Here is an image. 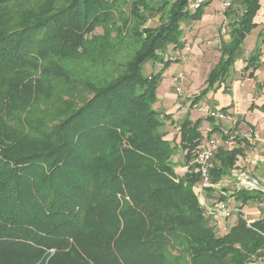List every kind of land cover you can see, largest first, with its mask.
I'll return each mask as SVG.
<instances>
[{
  "label": "trees",
  "instance_id": "obj_1",
  "mask_svg": "<svg viewBox=\"0 0 264 264\" xmlns=\"http://www.w3.org/2000/svg\"><path fill=\"white\" fill-rule=\"evenodd\" d=\"M188 3L0 0V264L264 261V219L240 215L219 235L195 191L199 178L176 173L177 153L188 165L202 139L201 120H185L179 142L167 140L172 117L155 109L162 74L143 75L169 46L184 49L177 33L208 5L192 13ZM242 5L192 105L226 81L256 28L259 0ZM237 139L216 153L214 184L238 167L247 146ZM236 201L264 203V193L243 190Z\"/></svg>",
  "mask_w": 264,
  "mask_h": 264
},
{
  "label": "crops",
  "instance_id": "obj_2",
  "mask_svg": "<svg viewBox=\"0 0 264 264\" xmlns=\"http://www.w3.org/2000/svg\"><path fill=\"white\" fill-rule=\"evenodd\" d=\"M224 1H229L233 5V8H231L225 16L221 13V0H214L203 9L200 20L195 21L191 26L189 25L190 28L193 29L188 34L185 33L183 41L191 40L192 42V40L195 39L196 46L192 49L194 53H198L202 56L203 50H201V48L205 46L203 47L201 44L204 42V39H206V36L216 38L215 42H219L220 50L222 42L230 43L231 33L229 32L225 37H220L218 41V28H220L221 25L222 27L227 25V22H230L231 25L236 22L243 15L245 7L242 5L243 0ZM259 3L260 10L254 19L256 28L246 36L241 49L236 53L235 63L231 68L229 77L226 81L220 83V85H217L215 89L210 91L207 96L202 98L199 104L206 105L210 103L212 108H222L232 113L238 120V125L233 128L232 134L243 140L242 147L247 146L244 151L246 157L240 158H245L248 162L259 160L264 163V112L261 111V107L264 105V0H259ZM235 13H237V16H235ZM187 44L190 45L189 43ZM187 44H185V46ZM183 51L184 53L189 52L186 48H184ZM243 52H246V54L244 55ZM257 52H259V59L256 65L247 70L249 65L248 61L255 56ZM221 56L222 53L220 51L217 64ZM183 66L186 67L187 65L183 64ZM162 77V83L157 90V103L155 104V108L158 106L163 108V114L172 117V119L167 122V127L170 125L174 128L177 122L187 117L193 122L201 120L200 131L203 139L207 131L219 133L220 127L226 126L219 124L220 121H215L216 124H210V122L214 120L206 117L204 113L193 109L192 101L183 103L182 99L172 92L174 87L171 80L175 77L174 75L170 76L169 73L166 72L162 74ZM206 88L207 84L202 88L201 92ZM201 92L198 89L194 91L195 94L199 93L198 96ZM186 97L191 98L188 94H186ZM191 112H193L192 115ZM172 121L173 124L171 123ZM179 129L177 135L173 138L176 142L180 140ZM250 132L257 133L259 139L254 140L245 138L244 134ZM181 153L183 154L181 164L179 165L177 161H175V163L177 165L176 173L183 177L186 174L187 164L184 159L186 153L182 151ZM235 205H238V203L235 202ZM263 219L264 218L260 220ZM216 225L218 227L217 221ZM217 227L216 229L218 230Z\"/></svg>",
  "mask_w": 264,
  "mask_h": 264
},
{
  "label": "rangeland",
  "instance_id": "obj_3",
  "mask_svg": "<svg viewBox=\"0 0 264 264\" xmlns=\"http://www.w3.org/2000/svg\"><path fill=\"white\" fill-rule=\"evenodd\" d=\"M232 8H233V5H232ZM235 16H237V13H235ZM194 22L195 21H191L189 18L185 19V21L183 22L182 29L179 30V32L176 35L179 40L184 39L185 33L188 34L189 32H191L193 28H190V26ZM156 24H157V20H153L149 22V25L151 27L156 26ZM230 25H231L230 22L229 23L227 22L226 26L229 27ZM221 27L222 25L220 26V28H218V32H217L218 41L220 37H225L224 35L221 34ZM205 38L206 39H204V42L201 44V46L203 47L205 46L204 48H201V50H203L202 56L198 53L197 54L194 53L192 50L193 47L196 46L195 39L192 40V42L191 40L185 41L184 44H187V43L190 44V50L189 52H186V53H184L183 49H175L174 45H171L168 47L165 53L162 54L164 60L159 61L157 63H148L143 68V75L147 76V75H150L151 73L164 74L168 72L170 76L172 75L177 76L180 74V72L183 73L185 76L184 85H183L184 87L183 94L182 95L177 94L175 88H173L172 92L174 94H177L179 98L182 99L183 103H188L190 101H193L194 97H197L199 94V93L195 94L194 91H197L198 89L201 92L202 88L206 85V80L208 79L209 74L212 72L213 68L217 64L218 59H219V52L221 51L219 42H215L216 38L212 36H206ZM184 48H186V46ZM177 50L180 53L179 60L170 62L168 64V61L171 60V57L175 55ZM243 54L245 55L246 52H243ZM182 63L186 64L187 66L186 67L183 66ZM70 65H71L70 66L71 70H74L75 64L71 63ZM186 94L190 95L191 98H187ZM206 105L211 107L210 103H207ZM155 109L161 112L162 115H164L162 111L163 108H160L158 106ZM192 114L193 112H191V115ZM188 119L189 118L187 117V118L180 120L179 122H177V125L174 128L170 125L168 127L166 126L163 130L165 133L168 134L166 139H168L169 141H175L173 138H175V136L177 135L178 129L180 128L181 124L185 120H188ZM215 121L216 120L211 121L210 124H216ZM219 124H221L222 126L224 125L227 126V123L225 121H220ZM182 157H183V154L181 152H178L175 157V161H177L179 165L182 162ZM242 157H246V156L243 154ZM238 166H239L237 168L238 173H240V171L247 172L252 179H258L261 183V188L264 190V163H262L259 160L257 161L255 160L254 162L252 161L248 162L245 158L243 159L240 158L238 161ZM221 184L223 186L221 191L217 189H208L204 194H202L205 200L204 203H206L207 206H209L210 208H213L215 207L216 202L224 198V200L229 203L231 208L238 206L240 210H242V212L240 213L233 212L232 216L228 219H223V218L218 219L217 220V223H218L217 232L219 233V235H222L228 232L229 229L237 222V219L239 218L240 215L243 216L245 219H247L249 222L258 221L264 218V203L263 202L251 201L247 205L242 207L241 204L236 201L237 193L240 192L238 177L233 176L231 174L230 176L224 178ZM235 202H237L238 205H235ZM213 221L216 222V220H213ZM256 264H264V261H258Z\"/></svg>",
  "mask_w": 264,
  "mask_h": 264
},
{
  "label": "built area",
  "instance_id": "obj_4",
  "mask_svg": "<svg viewBox=\"0 0 264 264\" xmlns=\"http://www.w3.org/2000/svg\"><path fill=\"white\" fill-rule=\"evenodd\" d=\"M214 0H189L188 10L195 12L199 10L203 5L211 3ZM232 8V3L229 1L221 0V13L225 16L226 13ZM229 32V27L226 25L221 28V34L226 35ZM186 50H190V45H186ZM180 53L176 51L175 55L171 57V61H178ZM185 76L183 73L172 78V85L175 88L177 94H183ZM264 98V93H263ZM195 110H198L205 114L206 117L216 120L225 121L228 126L220 127L219 133H213L207 131L206 136L200 140L196 148L193 150L191 162L187 165L186 173L197 176L199 178V184L195 191L198 196L201 197L203 207L206 211V215L213 219H228L232 216L233 212H242L238 206L231 208L229 203L225 200H220L215 203V207L210 208L207 206L202 194L208 189L222 190V184H214L211 176V169L213 167V160L216 153L220 149H235L238 147L237 136L232 134L233 128L238 125L237 118L230 112L223 110L222 108H211L208 105H201L199 103L192 105ZM211 134V135H210ZM245 138L258 140L259 135L257 133H245ZM239 167V166H238ZM237 167V168H238ZM232 172L233 176L238 177L239 191L248 192H262L261 183L258 179H252L247 172L238 173V169ZM225 186V185H224ZM223 193V192H222Z\"/></svg>",
  "mask_w": 264,
  "mask_h": 264
}]
</instances>
